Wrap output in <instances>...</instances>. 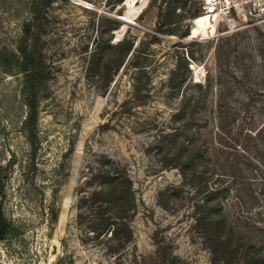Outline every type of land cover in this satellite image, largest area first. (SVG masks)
I'll list each match as a JSON object with an SVG mask.
<instances>
[{
    "label": "rangeland",
    "instance_id": "374dc122",
    "mask_svg": "<svg viewBox=\"0 0 264 264\" xmlns=\"http://www.w3.org/2000/svg\"><path fill=\"white\" fill-rule=\"evenodd\" d=\"M124 3L51 0L44 8L36 53L47 78L39 89L30 138L23 127L27 106L22 72L17 70L21 47L32 42L23 33L30 0H0V206L19 227L18 234L0 241L2 264H222L212 260L192 215L202 191L193 182L182 183L176 167L161 168L152 142L162 125H180L171 113L182 102L183 89H196L187 84L170 95L161 81L170 69L198 80L206 71L213 79L222 71L228 84L227 74L235 65L219 67L214 45L221 33L235 30L241 45L255 46L259 30L264 32V0H242L228 12L210 15H203L201 0H146L122 31L118 16L127 10ZM124 36L133 41L134 52L147 56L153 75L151 96L135 106L122 104L130 95L129 64L128 58L117 64L120 52L114 42ZM237 101L231 102L236 112ZM207 109L198 113L208 121L193 123L192 129L203 131L197 136L205 137L204 131L213 128ZM190 135L185 130L178 138ZM101 154L125 164L137 200L129 220L132 238L117 252L107 251L106 238L90 234L86 218L82 224L77 221L78 196L96 186L88 181ZM246 175L258 191L252 209L264 208L259 189L264 185V159ZM209 182H217L214 173ZM214 197L236 213L233 192ZM82 210L87 213L89 208L83 205ZM158 245L166 246L169 256L163 257Z\"/></svg>",
    "mask_w": 264,
    "mask_h": 264
},
{
    "label": "trees",
    "instance_id": "16d2710c",
    "mask_svg": "<svg viewBox=\"0 0 264 264\" xmlns=\"http://www.w3.org/2000/svg\"><path fill=\"white\" fill-rule=\"evenodd\" d=\"M50 1L30 0V18L24 23L23 33L32 42L30 47H21L22 59L17 60L27 106L23 127L30 138L35 134L39 89L47 78L41 56L36 52L40 40V20ZM253 28L259 30L258 26ZM238 34L239 31L235 30L223 32L214 45L219 67H230V62L235 65L227 74L230 76L228 84L223 82L226 77L221 76L222 71L217 77L214 75V79L206 71L203 79L198 80L191 74L170 69L161 81L167 94L172 95L187 84L196 90H182V102L171 113L172 119L179 120L180 125H162L152 142L160 156L161 168L176 167L182 183L193 182L199 192L202 191L193 203L192 215L212 260L222 264H264V208L252 209V202L258 199V191L250 185L246 175L264 159V32L259 30L255 46L250 43L241 45ZM114 46L120 52L117 64L123 63L126 58L129 64L130 95L122 104L135 106L143 98L151 96L153 75L146 61L147 56L134 52L136 48L128 36L115 41ZM186 69L190 71L189 67ZM233 99H238L240 104L237 112L231 107ZM208 106L213 128L204 131L205 137L202 134L197 136L194 133L203 131L192 129L193 123L196 120L208 121V116L198 113V110ZM185 130H190V138H178L179 133ZM101 156L88 181L96 182V186L90 191L80 192L78 196L77 221L82 224L83 218H86L90 234L97 240L106 238L109 241L107 251L117 252L132 238L129 220L135 214L137 200L125 164L106 154ZM213 173L217 179L215 185L209 182ZM259 189L264 194V185ZM229 191L233 192L236 213L214 197L216 193L226 194ZM249 200H252L251 205L247 203ZM246 204L251 208H247ZM83 205L89 208L87 213L82 210ZM245 212L254 213V216ZM57 216L55 209L53 220ZM18 232L19 227L5 216L0 206V241ZM157 249L158 252L164 250L160 252L163 257L169 256L166 246L158 245ZM172 257L176 256L173 254Z\"/></svg>",
    "mask_w": 264,
    "mask_h": 264
},
{
    "label": "built area",
    "instance_id": "2783aa9c",
    "mask_svg": "<svg viewBox=\"0 0 264 264\" xmlns=\"http://www.w3.org/2000/svg\"><path fill=\"white\" fill-rule=\"evenodd\" d=\"M205 13L228 12L231 7L241 3L242 0H201Z\"/></svg>",
    "mask_w": 264,
    "mask_h": 264
},
{
    "label": "bare ground",
    "instance_id": "6f19581e",
    "mask_svg": "<svg viewBox=\"0 0 264 264\" xmlns=\"http://www.w3.org/2000/svg\"><path fill=\"white\" fill-rule=\"evenodd\" d=\"M146 0H141L140 5H136L135 0H125V5L127 6V10L121 16V20L123 21L122 31L125 28V22H133L136 14L140 11V9L144 6ZM215 14V13H214ZM203 15H210L208 13H204Z\"/></svg>",
    "mask_w": 264,
    "mask_h": 264
},
{
    "label": "water",
    "instance_id": "95a60500",
    "mask_svg": "<svg viewBox=\"0 0 264 264\" xmlns=\"http://www.w3.org/2000/svg\"><path fill=\"white\" fill-rule=\"evenodd\" d=\"M118 17H119V18H121V16H120V15H119ZM127 23H128V22H125V25H127Z\"/></svg>",
    "mask_w": 264,
    "mask_h": 264
}]
</instances>
